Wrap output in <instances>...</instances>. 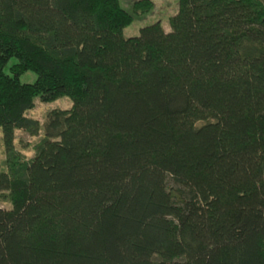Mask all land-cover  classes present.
<instances>
[{
	"label": "trees",
	"instance_id": "16d2710c",
	"mask_svg": "<svg viewBox=\"0 0 264 264\" xmlns=\"http://www.w3.org/2000/svg\"><path fill=\"white\" fill-rule=\"evenodd\" d=\"M177 6L0 0V264H264V0Z\"/></svg>",
	"mask_w": 264,
	"mask_h": 264
},
{
	"label": "rangeland",
	"instance_id": "374dc122",
	"mask_svg": "<svg viewBox=\"0 0 264 264\" xmlns=\"http://www.w3.org/2000/svg\"><path fill=\"white\" fill-rule=\"evenodd\" d=\"M137 0H119L120 5L133 15V20L123 29L125 37L137 36L142 27L160 21L163 28L170 30L169 18L176 14L178 10L177 0H151L153 8L145 14H134L132 5ZM14 61L11 59L10 62ZM7 72V71H6ZM36 79V74L27 71L20 75V81L23 83H32ZM72 101L68 97H61L52 102H41L39 98L35 99L34 107L28 110L25 115L34 118L40 123L38 136H30L27 132L16 129L14 131L15 149L21 152L26 158H31L34 154L33 146L44 136V122L47 113L53 109H70ZM0 164L5 169V154L2 139V130L0 128ZM11 204L0 195V209H10Z\"/></svg>",
	"mask_w": 264,
	"mask_h": 264
},
{
	"label": "crops",
	"instance_id": "0c3cea01",
	"mask_svg": "<svg viewBox=\"0 0 264 264\" xmlns=\"http://www.w3.org/2000/svg\"><path fill=\"white\" fill-rule=\"evenodd\" d=\"M166 31H168L166 28H164Z\"/></svg>",
	"mask_w": 264,
	"mask_h": 264
}]
</instances>
